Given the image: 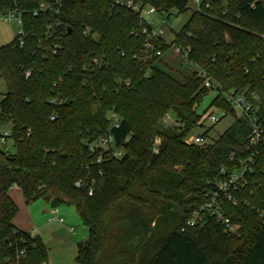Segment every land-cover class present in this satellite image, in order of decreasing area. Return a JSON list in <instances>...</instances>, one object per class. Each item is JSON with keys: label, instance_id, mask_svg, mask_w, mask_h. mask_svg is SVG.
<instances>
[{"label": "trees", "instance_id": "16d2710c", "mask_svg": "<svg viewBox=\"0 0 264 264\" xmlns=\"http://www.w3.org/2000/svg\"><path fill=\"white\" fill-rule=\"evenodd\" d=\"M52 1L0 0V14L17 12L25 33L23 46L19 36L0 46V136L10 129L14 149L0 148V264L49 263L43 241L14 226L15 187L28 204L76 209L88 229L77 264H264V143L234 202H222L236 230L210 215L187 226L222 170H238L253 153L251 127L225 94L243 96L264 125V0H202L172 42L198 70L176 75L161 61L134 58L146 40L139 14L115 0H59L58 13L40 10ZM189 1L140 0L178 15L191 11ZM199 70L217 85L210 108L235 118L203 147L185 142L202 126L198 109L212 91ZM112 111L119 128H109ZM168 113L180 127L162 124ZM107 132L124 155L97 164L90 145Z\"/></svg>", "mask_w": 264, "mask_h": 264}, {"label": "built area", "instance_id": "2783aa9c", "mask_svg": "<svg viewBox=\"0 0 264 264\" xmlns=\"http://www.w3.org/2000/svg\"><path fill=\"white\" fill-rule=\"evenodd\" d=\"M194 2L197 4V7H199L202 0H194ZM60 4L61 3L59 0H53L52 3H41L40 10H48L58 13ZM114 4L139 14L140 19L144 24L142 33L145 35L146 40L143 54L140 56H135V59L137 58L138 61L142 63H150L153 60H158L163 57L162 46L169 45V47H171L176 54L185 58L186 61L188 60L187 51L174 46L172 43L167 44L164 41V30H155L152 28L151 24L144 20L143 15L145 12H156L155 9H153L151 6H144L140 0H115ZM0 20L5 22L17 21L20 24L21 29L18 33L19 44L23 46L25 33L22 29V19L20 15L17 12L0 14ZM94 64H98V62L94 61ZM30 75L31 73L29 71L26 72V78H29ZM198 76L202 79L204 88L211 90H215L217 88L214 80L205 71L199 70ZM55 85L56 84H54V86ZM225 98L232 104L236 111L237 118H242L249 123L251 127V133L248 137V146L252 148L253 153L247 160L239 162L240 167L238 170L232 172H226L222 170L224 179L216 182L215 186L213 187V191L207 195V203L199 211L193 214L192 218L187 222V226L194 227L197 225H203L206 221V216L210 215L213 216L216 221L223 226L225 231L234 232L236 228L230 223V220L222 206V202L223 200L234 202L232 192L245 186L246 176L252 172L253 165L255 164V158L258 155V147L261 143H264V125L261 122L259 116H257L254 111H252L251 105L247 103L243 96L231 92L225 94ZM52 102L57 104L58 100L54 99ZM225 116H227V112L222 109L219 115L211 114L209 118L213 123H217ZM54 120L55 116L51 117V121ZM108 120L110 129L119 128L121 120L120 116L116 112H110L108 115ZM162 124L165 126L180 127V123L174 118L172 114L169 113L162 118ZM10 137L11 130H2L0 136V148L6 149L7 141L10 139ZM185 142L188 145H196L200 147L210 144L208 142L207 136L194 134L189 135L185 139ZM159 143L160 140L157 138L153 147V151L155 153L158 152ZM115 145L114 136L109 132L102 135L96 142L92 143L90 145V150L91 152L97 154L96 163L101 164L105 159H121L124 155V149H118L115 147ZM77 186H80V183H77ZM261 218L264 224V213L261 214ZM49 220L53 224H65L64 218L59 215L58 207L51 208ZM69 231L72 232L73 228H69Z\"/></svg>", "mask_w": 264, "mask_h": 264}, {"label": "rangeland", "instance_id": "374dc122", "mask_svg": "<svg viewBox=\"0 0 264 264\" xmlns=\"http://www.w3.org/2000/svg\"><path fill=\"white\" fill-rule=\"evenodd\" d=\"M189 2L191 11L186 14L178 15L176 11H171L169 13L145 12L143 18L147 23L151 24L153 29L164 30L165 34L163 36V39L167 44H171L174 41L175 35L183 29L184 25L189 20L192 11L197 8V4L194 2V0H190ZM20 29V24L17 21L5 22L3 20H0V46H4L13 42L14 39L18 36ZM158 61L162 62L161 67L163 69L171 72L174 75H176L177 72L184 74L187 72L193 73L198 70L197 67L189 65L185 58L176 54L174 50L169 47V45L167 47V50H163V57L158 59ZM6 93L7 86L4 79L0 75V103ZM215 96L216 91L212 90L202 101L198 109V113L203 115L205 113L206 114L202 119V126L197 128L193 132L194 135H206L209 143H213V141L217 140L219 136L227 131V129L230 128L235 121V118L232 115L223 117L217 123H213L210 120L209 117L211 114L219 115L221 111V109L219 110L215 107L210 108V104ZM5 130L10 129L7 128ZM6 150L10 153L14 152L13 142L11 139H8L7 141ZM38 205L45 208L47 207L48 209V203L45 200L35 201L34 206ZM59 210L65 218V224L61 226H67V228L73 227L75 229V239L77 238V240L75 241L81 244L86 243L88 239V229L83 224V221L76 209L71 205L63 204L59 206ZM65 249L66 247H64L63 249L51 250L50 259L51 257H53L55 264H77L76 257L78 250H75L73 245L72 247H69L66 250ZM216 260L214 264H219V261Z\"/></svg>", "mask_w": 264, "mask_h": 264}, {"label": "crops", "instance_id": "0c3cea01", "mask_svg": "<svg viewBox=\"0 0 264 264\" xmlns=\"http://www.w3.org/2000/svg\"><path fill=\"white\" fill-rule=\"evenodd\" d=\"M10 196L18 207V213L13 221L16 228L39 237L43 243L49 247L50 253L51 250L63 249L64 247L67 249L72 247V245L75 250H78L79 243L75 241L77 240L74 236L75 229L69 227L73 228V231L70 232L67 226L65 227L50 222L49 218L52 208L50 203L47 202L48 209L47 207L45 208L39 205L34 206V202L28 204L26 203L22 192L16 187L10 191ZM59 215L64 218L60 210ZM50 253L48 264H55L53 257L50 259Z\"/></svg>", "mask_w": 264, "mask_h": 264}]
</instances>
